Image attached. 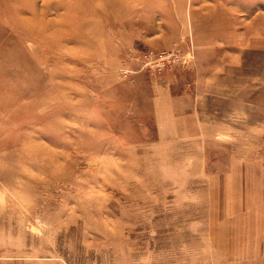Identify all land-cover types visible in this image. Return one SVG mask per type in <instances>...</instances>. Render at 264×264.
Returning <instances> with one entry per match:
<instances>
[{
  "label": "rangeland",
  "instance_id": "374dc122",
  "mask_svg": "<svg viewBox=\"0 0 264 264\" xmlns=\"http://www.w3.org/2000/svg\"><path fill=\"white\" fill-rule=\"evenodd\" d=\"M114 4L0 0V264H264V0Z\"/></svg>",
  "mask_w": 264,
  "mask_h": 264
},
{
  "label": "built area",
  "instance_id": "2783aa9c",
  "mask_svg": "<svg viewBox=\"0 0 264 264\" xmlns=\"http://www.w3.org/2000/svg\"><path fill=\"white\" fill-rule=\"evenodd\" d=\"M143 54V53H142ZM141 54V55H142ZM168 56V55H167ZM166 53H164V52H159L158 54H157V56H156V63H157V68H158V70H160L161 68H162V65L165 63L164 62V60L166 59ZM146 58V59H145ZM150 60V61H149ZM148 62H152V59H150L149 57H148V55H145L144 54V58H143V63L142 64H147Z\"/></svg>",
  "mask_w": 264,
  "mask_h": 264
},
{
  "label": "bare ground",
  "instance_id": "6f19581e",
  "mask_svg": "<svg viewBox=\"0 0 264 264\" xmlns=\"http://www.w3.org/2000/svg\"><path fill=\"white\" fill-rule=\"evenodd\" d=\"M107 1V0H106ZM109 1V0H108ZM118 1L120 2L121 0H111V3L114 4L116 2V4L118 5ZM125 2L129 1V0H124ZM115 5V4H114Z\"/></svg>",
  "mask_w": 264,
  "mask_h": 264
}]
</instances>
